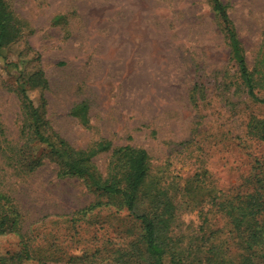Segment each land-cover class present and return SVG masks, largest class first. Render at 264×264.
I'll return each instance as SVG.
<instances>
[{
  "label": "rangeland",
  "instance_id": "374dc122",
  "mask_svg": "<svg viewBox=\"0 0 264 264\" xmlns=\"http://www.w3.org/2000/svg\"><path fill=\"white\" fill-rule=\"evenodd\" d=\"M223 2L253 66L264 55V0ZM8 3L23 24L19 37L0 56V126L8 138L17 141L23 125L14 90L23 72L28 94L45 110L52 133L78 148L108 139L149 151L148 187L157 185L175 202L172 260L214 264L206 258L212 243H218L230 260L242 264V249L230 238L221 201L251 189L247 178L257 159L264 158V142L248 134V123L253 116L264 119V104L241 86L211 2ZM40 71L46 88L40 83L43 77L31 79ZM196 82L205 85L206 97L198 103L191 98ZM85 102L88 119L75 113ZM109 160L107 152L95 158L102 172ZM0 190L19 204L23 234L47 260L24 264H81L70 256L97 246L120 247L119 264H145L138 258L142 244L127 212L103 208L89 222L71 219L81 218L76 212L96 196L82 179L58 177L55 164L19 176L0 159ZM21 240L16 232L0 235V255L20 250Z\"/></svg>",
  "mask_w": 264,
  "mask_h": 264
},
{
  "label": "trees",
  "instance_id": "16d2710c",
  "mask_svg": "<svg viewBox=\"0 0 264 264\" xmlns=\"http://www.w3.org/2000/svg\"><path fill=\"white\" fill-rule=\"evenodd\" d=\"M209 1L227 40L230 57L237 65L241 86L252 100L264 104V55L251 66L228 4L223 0ZM22 26L11 11L8 0H0V56H5V48L19 37ZM9 64L18 66L13 62ZM43 75L40 71L31 79L40 81ZM40 83L46 88L47 78L43 77ZM204 89L205 85L199 82L192 88L191 98L196 103L205 99ZM14 90L20 98L24 120L17 141L9 139L0 126L1 161L19 176L33 174L47 163H52L57 166L58 177L82 179L96 199L76 212L81 218H71L75 223L78 219L91 221L95 213L103 208L125 211L133 219L142 244L141 248H137L138 258L144 260L145 264H184L182 257L170 258L171 254L175 257L176 251L172 223L176 216L175 202L168 200V195L157 185L148 187L152 169L149 151L132 143L114 145L108 139L97 141L87 148H78L57 131L54 134L50 131L52 122L45 110L36 106L28 94L29 80L23 72L18 75ZM77 108L76 115L88 119V104L85 102ZM248 134L264 142V119L251 117ZM104 152L110 153L106 172L99 170L95 162V158ZM247 182L251 189L228 196L221 204L230 220V238L242 249L241 263L264 264V158L257 159L254 172ZM23 222L19 204L10 194L0 190V235L16 232L23 243L20 250L0 255V264L47 261L39 257L33 241L23 234ZM219 247L222 245L212 243L207 261L235 264L229 259L227 250ZM120 252V247L97 246L82 255H71L70 261L119 264Z\"/></svg>",
  "mask_w": 264,
  "mask_h": 264
}]
</instances>
